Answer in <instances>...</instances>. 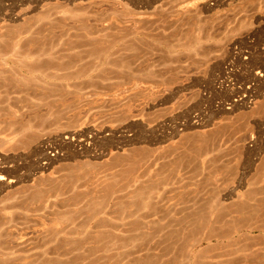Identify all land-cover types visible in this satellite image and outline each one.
<instances>
[{"label": "rangeland", "instance_id": "obj_1", "mask_svg": "<svg viewBox=\"0 0 264 264\" xmlns=\"http://www.w3.org/2000/svg\"><path fill=\"white\" fill-rule=\"evenodd\" d=\"M16 39L117 49L0 69V264H264V0H0Z\"/></svg>", "mask_w": 264, "mask_h": 264}, {"label": "bare ground", "instance_id": "obj_2", "mask_svg": "<svg viewBox=\"0 0 264 264\" xmlns=\"http://www.w3.org/2000/svg\"><path fill=\"white\" fill-rule=\"evenodd\" d=\"M27 44L28 43H25L20 39H16V40L12 41L11 43H9V45L7 46L6 49L0 50V69L4 73H7V72L11 73L12 75L21 77V79H24L27 81L28 80H32V81L39 80V81H44V82L68 81L69 79H71L73 77L78 78V77L83 76V75H84L83 77H85L86 74H89V73H87L88 71L91 73L96 72L98 69H99V71H101L100 69L102 67H104L105 65H108L109 62L112 61L113 56H111V54H112V52H114L117 49V45L115 43H114V45H111L110 47L106 46V48H105V45L101 44L103 46V48H105V49H101V47L99 45H95L94 43H93V45L91 43H89V44H91V46H82L83 44H79L85 50H83V49L79 50L80 46H77L78 44H67L64 42H58V43H46V42H44V43H38V44L35 43V45H27ZM77 47H79V48H77ZM85 47H88V49H86ZM85 54H87V55H85ZM87 57H88L89 61L86 60ZM59 59H63V60L68 59L73 66L76 64H77V66H82L81 64H84V63L85 64L89 63V64H86L87 66L84 65L85 68L81 69L80 72L78 71L79 73L77 72V73L73 74L70 71L71 73L65 72L66 74L61 75L60 73L57 72V70L59 71L60 69L58 67H55L56 65H54V63H57ZM63 60L61 62H63ZM59 62H60V60H59ZM59 62L57 63L58 65H59ZM63 63H65V62H63ZM70 63L67 62V66H69ZM64 69H66V68L64 67ZM136 86H138V85L136 84ZM106 132H107V135H112L114 133L110 129L106 130ZM100 134H98V135H100ZM66 138H68V137H66ZM85 142H87V143H85V145L89 146L91 144L92 140L88 139V141H85ZM56 148H58V147H56ZM56 150L57 149H55V152H57ZM81 150H79V151H81ZM79 153H81V152H79ZM54 154H56V153H54ZM50 157L48 160L51 159ZM53 158H54V156H53ZM46 161H47V158H46ZM44 163H42V164L44 165ZM47 165H49V164L47 163L45 166H47ZM124 165H127L128 168H126V167L122 168L121 170H119V172L117 174L129 183V188H131L133 190L132 196H133L136 204L138 206L139 205H143V206L146 205L148 198H147L145 192L142 191L141 188H138L139 184L142 182L141 173L136 172L137 171L136 169H139V168H137V165H135L133 162L127 161V162H124ZM49 166L51 167V165H49ZM0 169H2V168H0ZM1 182L5 183V177L1 174V171H0V183Z\"/></svg>", "mask_w": 264, "mask_h": 264}]
</instances>
